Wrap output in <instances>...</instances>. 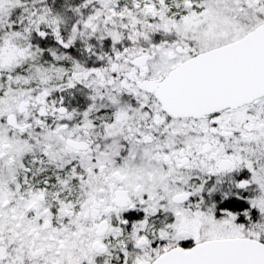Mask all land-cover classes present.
Returning a JSON list of instances; mask_svg holds the SVG:
<instances>
[{"label": "rangeland", "instance_id": "1", "mask_svg": "<svg viewBox=\"0 0 264 264\" xmlns=\"http://www.w3.org/2000/svg\"><path fill=\"white\" fill-rule=\"evenodd\" d=\"M186 1L0 0V165L10 163L12 156L26 159L40 154L33 157V162L44 167L55 162V179L61 182L97 180L96 191L101 186L106 190L108 211L119 194L139 195L142 187L136 179L135 154L124 150L119 136L139 131L137 122L144 116L146 98L140 95L134 99L136 103H120L117 95L104 92L110 74L102 78L96 67L67 57L62 48L72 42L82 44L90 54L108 47L118 54L129 44L149 46L158 59L176 61L184 57L177 53L178 47L210 45L218 35V25H224L215 20L217 10L222 8L198 4L190 8ZM234 14L235 21L226 26L234 27L238 37L248 28L243 16L238 19L243 13ZM45 39L55 43L50 54H43L39 47L38 42ZM113 64L111 61L106 67ZM115 86L121 88L122 84L117 82ZM28 102L21 112L20 105ZM262 104L248 105L234 114L257 111ZM60 109L65 113H59ZM46 112L49 115H43ZM10 113L33 126L23 134L17 133L6 121ZM63 125L67 127L62 129ZM89 137L101 144L94 143L85 151H74L67 145L70 138ZM196 144L197 140L189 136L188 146ZM253 145L251 155H239L232 173L208 176L222 153L215 148L202 157L197 147L196 154L188 149L194 158L184 168L185 183L175 182V178L167 185H163L167 181L147 182L163 198H142L139 206L144 212L134 235L119 232L120 238L135 243V264H150L161 252L185 243L231 236L259 237L260 215L264 213V136ZM155 168H164L167 173L172 170L163 162ZM241 174L244 177L235 180ZM240 179L249 181L247 188L239 187ZM228 180L233 182L226 183ZM129 188L134 192L127 193ZM218 189L222 195L243 197L248 209L240 216L226 210L214 200ZM181 191H188L191 198L175 203L172 198ZM127 204L112 213L127 211L132 206Z\"/></svg>", "mask_w": 264, "mask_h": 264}, {"label": "flooded vegetation", "instance_id": "2", "mask_svg": "<svg viewBox=\"0 0 264 264\" xmlns=\"http://www.w3.org/2000/svg\"><path fill=\"white\" fill-rule=\"evenodd\" d=\"M195 4L222 8L217 10L215 20L224 25H218V35L210 45L180 46L177 53L184 57L176 61L166 57L158 59L156 52H152L149 46L129 44L118 54L110 51L109 47L100 50L106 56L101 57L104 64L97 67L99 76L106 78L110 74V79L106 81L108 88L104 92L117 95L120 103H136L137 100L134 99L140 95L146 98L142 109L144 116L137 122L139 131L134 135H127L126 131V135L119 136L124 150H133L135 154L138 170L136 179L142 187L141 193L130 196L119 194L112 201V209L108 211L106 190L101 186L96 191L97 180L61 182L55 179V162L46 167L33 162V157L40 154L26 159L12 156L10 163L0 165V264H135V243L133 240L129 241V238H120L119 232H125L126 235L131 232L134 235L136 223L144 212V208L139 206L142 198L146 199V195L150 201H156V197L163 198L162 194L148 186L150 182L167 181L163 184L167 185L175 178V182L178 180L185 183L187 176L184 168L194 158L188 149L191 154H196V148L200 147L199 150L203 153L201 156L205 157L211 150L220 148L222 154L215 163V170L210 169L208 176L232 173L241 153L251 155L252 148L256 146L253 144L264 136V97L248 104L263 102L259 110L244 115L234 113L248 105L200 118L174 117L163 109L155 93L143 90L138 85L139 81L165 76L195 55L235 42L264 24V0H211V4L207 0L186 1V6L190 8ZM236 11L243 13L239 14L238 19L243 16L248 28L238 37L234 27L226 26L235 21ZM111 61L114 64L106 67ZM171 61H174L173 65ZM157 71L158 75L155 76ZM117 82L122 84L121 88L115 86ZM22 104L20 111L24 112L25 105L29 102L23 108ZM119 111H122L121 107ZM10 114L16 116L19 125L32 124L20 122L15 113ZM50 121L53 122L52 119ZM32 126L33 124L30 127ZM16 131L19 134L25 132L19 129ZM202 135L207 136L202 139ZM189 136L197 140L195 146H188ZM82 141L88 144L85 150L90 149L94 143L97 146L101 144L91 137ZM223 160L235 162L234 166L220 169L219 163ZM159 162L172 167L171 173H167L164 168L157 170L155 165ZM243 177L241 174L235 180ZM243 180L245 179H240L239 183ZM229 182L232 183L233 180L226 181ZM248 185L249 183L246 187H239L247 188ZM130 192L134 191L129 188L127 193ZM183 193L189 194L188 199L191 198L188 191H181L173 196V201ZM124 202H129L132 206L127 211L112 213L113 209L124 207ZM254 238L264 242V213L260 215V235Z\"/></svg>", "mask_w": 264, "mask_h": 264}, {"label": "water", "instance_id": "3", "mask_svg": "<svg viewBox=\"0 0 264 264\" xmlns=\"http://www.w3.org/2000/svg\"><path fill=\"white\" fill-rule=\"evenodd\" d=\"M138 85L155 93L163 109L174 117L200 118L251 104L264 97V24L235 42L195 55L165 76L139 81ZM61 109L59 113H65ZM8 124L21 131L32 125H19L14 114L9 115ZM67 145L75 150L88 148L86 141L72 138ZM234 163L223 160L219 168H230ZM248 183L243 180L239 186ZM188 198L189 194L183 193L174 201L182 203ZM151 264H264V242L248 236L212 238L189 248L171 247Z\"/></svg>", "mask_w": 264, "mask_h": 264}, {"label": "trees", "instance_id": "4", "mask_svg": "<svg viewBox=\"0 0 264 264\" xmlns=\"http://www.w3.org/2000/svg\"><path fill=\"white\" fill-rule=\"evenodd\" d=\"M40 49H42L43 54H50V51H52V48H55V43H51V41H48L45 39L44 41L38 42ZM63 53L69 57V58H75L80 63L90 67V68H97L104 63L101 62V57L104 58L106 55L102 53H98L95 50L93 52L95 53H89L88 49L82 44L78 43H70L68 47L62 48ZM107 59L105 60V62ZM93 81H96V78H93ZM217 189V188H216ZM221 189L216 190V193L214 194V200L218 201L220 205L225 207L226 210L232 211L233 213L240 216L242 212L246 211L248 209V205L243 197H231V195H222L220 193ZM225 194V193H224ZM185 247L191 246V244H183Z\"/></svg>", "mask_w": 264, "mask_h": 264}]
</instances>
